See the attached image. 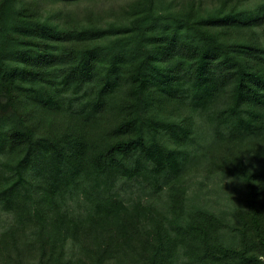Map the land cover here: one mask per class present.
<instances>
[{
  "label": "trees",
  "instance_id": "trees-1",
  "mask_svg": "<svg viewBox=\"0 0 264 264\" xmlns=\"http://www.w3.org/2000/svg\"><path fill=\"white\" fill-rule=\"evenodd\" d=\"M102 1L0 0V207L17 222L0 235V263L264 264V12L193 6L147 35L151 7L124 31L136 42L105 52L103 15L61 11L55 22L41 9ZM161 103L179 106L174 117L161 118ZM198 115L214 125L221 169L247 189L233 243L212 216L172 229L154 206L118 194L125 182L176 179L179 213Z\"/></svg>",
  "mask_w": 264,
  "mask_h": 264
},
{
  "label": "rangeland",
  "instance_id": "rangeland-1",
  "mask_svg": "<svg viewBox=\"0 0 264 264\" xmlns=\"http://www.w3.org/2000/svg\"><path fill=\"white\" fill-rule=\"evenodd\" d=\"M137 0H103L99 3L81 2L78 4H41L44 11L43 18H49L53 21H58L56 16L61 11L73 10L74 14L80 16V18H86V14H92L90 17L97 18L101 15L106 18L101 26V30H104L106 34L102 38V49L107 51H119L120 43L136 42L126 38L124 31L130 32L136 25L133 24L134 19L142 18L148 21L146 15L150 14V8L153 7L152 17L155 16V20L158 23L154 28L147 30V35L157 33L165 26L171 30L179 19V15L187 10L186 13L191 11V7L204 10V13H212L213 10L222 6V2L230 8L232 5L224 2L225 0H164L159 3V0H155L153 5H150V1L142 0L140 5L137 6ZM233 2L240 4L243 10L247 12H256L262 14L264 12V0H233ZM131 4V5H130ZM134 4H136L134 6ZM190 4V6H189ZM124 7L132 14H115ZM54 13V14H53ZM180 13V14H179ZM57 14V15H56ZM189 14V13H188ZM206 14V15H207ZM56 15V16H55ZM187 15V14H186ZM86 22L90 20H84ZM170 26V27H169ZM147 28V26H143ZM178 28V27H177ZM107 30V31H106ZM14 38V36H13ZM159 102V101H158ZM154 103V107L156 106ZM179 106H167L164 103L158 105L156 112L162 115L166 113V117L170 118L178 110ZM165 117V118H166ZM195 133L187 146L184 148L187 152V160L185 161L183 171L180 176V186L185 191L183 196H177L178 202L176 205L179 213H175L172 208L174 205V194L176 190L172 191L171 186L176 185L177 180L171 179L169 186L163 184L159 188H153L144 184H138V182H131L122 184L119 186L118 194L124 197L129 203L134 204L136 201H142V204L152 205L160 215L164 216L165 222L168 227L174 229L176 226L185 225L189 222L191 216L199 214L201 219L205 217H214L223 222L221 236L222 240L229 243L236 241L234 232L232 229L240 224L238 223L239 215L241 213H247V189L245 183L238 177L230 175L223 169V163L216 160L219 156V152L214 149L215 140V128L214 125L204 118L203 116L195 117ZM252 169H260L261 163L257 160H250ZM39 197L36 198V201ZM182 201H184L182 203ZM70 209L79 210L83 208L82 202H75L70 200ZM183 205V206H182ZM172 211H171V209ZM74 212V211H73ZM241 212V213H240ZM76 214V213H73ZM238 215V216H237ZM16 215L12 212L4 211L0 207V235L9 231L14 224H16ZM27 231L30 233L31 226H28ZM3 249V244H0ZM35 262L34 259H31ZM178 264H185V259L179 256L176 258ZM2 262V261H0ZM3 264V263H0Z\"/></svg>",
  "mask_w": 264,
  "mask_h": 264
},
{
  "label": "clouds",
  "instance_id": "clouds-1",
  "mask_svg": "<svg viewBox=\"0 0 264 264\" xmlns=\"http://www.w3.org/2000/svg\"><path fill=\"white\" fill-rule=\"evenodd\" d=\"M261 259H264V257H261Z\"/></svg>",
  "mask_w": 264,
  "mask_h": 264
}]
</instances>
